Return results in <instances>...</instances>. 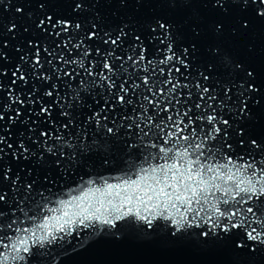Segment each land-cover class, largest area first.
I'll return each mask as SVG.
<instances>
[{"label": "snow or ice", "instance_id": "obj_1", "mask_svg": "<svg viewBox=\"0 0 264 264\" xmlns=\"http://www.w3.org/2000/svg\"><path fill=\"white\" fill-rule=\"evenodd\" d=\"M73 2L83 12L90 0ZM224 2L256 5L264 18V0ZM37 28L41 40L17 48L14 68L0 63V264H34L37 254L61 264L67 245L76 252L102 236L122 240L129 225L145 242H155L157 232L173 244L191 234L202 254L226 253L231 264L264 246V144L250 136L233 141L246 133L231 118H251L246 93H258L255 84L214 81L206 74L212 65H196L194 73L195 44L178 51L177 26L163 20L155 21L148 43L140 35L130 40L127 25L85 28L54 15ZM0 57L8 60L2 47ZM82 92L93 99L88 113ZM94 151L102 154V172L85 162ZM6 158H51L61 179L40 181L30 168L13 172ZM82 166L86 177L64 183Z\"/></svg>", "mask_w": 264, "mask_h": 264}, {"label": "water", "instance_id": "obj_2", "mask_svg": "<svg viewBox=\"0 0 264 264\" xmlns=\"http://www.w3.org/2000/svg\"><path fill=\"white\" fill-rule=\"evenodd\" d=\"M221 3L222 7L207 0H191L186 4L177 2L175 5L170 4L168 0H126L124 4H121L120 0H90L86 2V11L80 12L75 10L73 0H3L0 3V47L8 60L0 57V63L6 68H14L21 54L17 48L26 47L29 40H41L43 33L37 28V24L46 15L71 19L74 23L81 22L85 28H90L91 23H96L101 28H119L127 25L126 31L132 29L129 39L134 40L135 35H140L145 43L154 35L151 28L155 26V21L163 20L177 26L178 51L195 44L196 50L191 52L194 73L196 65L202 70L212 65L211 72L206 74L212 75L214 81L219 78L234 82L246 80L255 84L259 92L246 93L252 97L249 102L251 118H243L241 124V121L236 119L239 113L231 117L235 124L244 127L246 133L242 138L233 134V141H247L250 136L264 144V18L259 17L253 10L256 5L245 8L242 3H225L224 0H221ZM41 4L44 5L43 9ZM17 8L23 9V12H17ZM244 21L248 22L249 27H243ZM13 23L16 28L9 31ZM216 25L222 26L219 32L215 30ZM194 28L200 33L198 36L193 32ZM215 49L220 50L218 54L214 53ZM225 56L231 59V64L224 60ZM236 64L243 65L244 70L237 69ZM248 72H253L255 79L249 77ZM10 75L11 73L4 78L6 84L10 83ZM212 86L215 87V83ZM96 91L99 92V89ZM233 91L235 92V89ZM81 95L86 98L83 110L88 113V105L93 103L92 96L86 92ZM96 98L100 99L99 96ZM257 100L258 104L255 103ZM225 118L229 116L225 115ZM121 131L123 132V129ZM114 147L119 151L123 150V145L116 144ZM248 148L251 151L250 145ZM119 151L110 153L112 158H117ZM84 159L85 162H93L95 171L102 172L101 153L94 151ZM48 160L47 163L27 162L21 158L17 162L6 158L4 163L11 165L13 172L22 167L25 170L30 168L40 181L45 175L60 180L59 169L50 162L51 158ZM87 174L88 169L82 166L76 170L75 175H69L64 183L75 184L79 176L86 177ZM5 187H8L7 181ZM59 187L58 183L57 188ZM122 230L125 234L122 240L102 236L89 243L85 250L72 252V245H67V250L63 252L56 247L52 251L62 252L61 264H231L232 258L226 253L202 254L191 234L186 241L173 244L159 240L162 232L156 233L155 242H145L139 238L134 225L122 226ZM238 259L240 264H264V246L257 245L256 252L241 255ZM32 261L34 264H48L47 258L39 254L33 256Z\"/></svg>", "mask_w": 264, "mask_h": 264}]
</instances>
